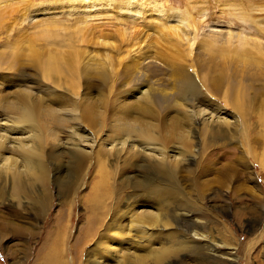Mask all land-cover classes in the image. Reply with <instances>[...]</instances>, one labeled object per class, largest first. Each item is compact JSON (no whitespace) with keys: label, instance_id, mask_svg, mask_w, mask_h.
<instances>
[{"label":"rangeland","instance_id":"obj_1","mask_svg":"<svg viewBox=\"0 0 264 264\" xmlns=\"http://www.w3.org/2000/svg\"><path fill=\"white\" fill-rule=\"evenodd\" d=\"M223 263L264 264V0H0V264Z\"/></svg>","mask_w":264,"mask_h":264},{"label":"bare ground","instance_id":"obj_2","mask_svg":"<svg viewBox=\"0 0 264 264\" xmlns=\"http://www.w3.org/2000/svg\"><path fill=\"white\" fill-rule=\"evenodd\" d=\"M183 13V12H182ZM188 17H189V13L188 12H185L184 14H183V17L181 18V20H179V24H178V30H175L174 32H176L177 33V35H180V36H182L181 35V33H183L182 31H184V26H187L188 25V27H191V25L189 24V22H188ZM193 27H195V25H193ZM174 28V27H173ZM174 29H176V28H174ZM181 30V31H180ZM139 31V30H138ZM140 32V31H139ZM130 34H131V32H129ZM126 34V33H125ZM132 36V35H131ZM179 36V37H180ZM126 37H127V35H126ZM182 37H185V33L183 34V36ZM245 41H248V40H245ZM223 258H225V259H227L226 261H232L228 256H226V257H223ZM224 264V263H223Z\"/></svg>","mask_w":264,"mask_h":264}]
</instances>
